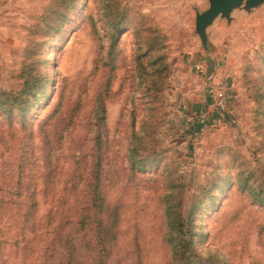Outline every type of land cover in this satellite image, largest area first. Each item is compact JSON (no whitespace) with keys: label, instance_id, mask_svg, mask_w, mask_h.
<instances>
[{"label":"rangeland","instance_id":"obj_1","mask_svg":"<svg viewBox=\"0 0 264 264\" xmlns=\"http://www.w3.org/2000/svg\"><path fill=\"white\" fill-rule=\"evenodd\" d=\"M48 1L0 0L4 88L20 86L27 28ZM117 1L124 9L120 30L111 31L108 0H86L49 46L47 95L27 114L0 110V264H63L60 236L86 213L87 230L76 228L93 249L81 264H175L166 197L176 186L204 256L219 264H264V205L239 175L251 174V184L264 181V117L257 118L249 89L251 79L264 74V2L236 9L230 20L217 17L205 44L196 14L209 0ZM150 27L173 67L164 97L153 105L136 72ZM200 58L235 81L229 102L235 121L220 119L209 83L194 66ZM134 130L144 137L140 153L157 157L134 162ZM101 152V191L108 208L116 204L110 224L100 223L91 208L83 211ZM221 173L229 183L211 198L204 190ZM99 234L105 245L96 244Z\"/></svg>","mask_w":264,"mask_h":264},{"label":"trees","instance_id":"obj_2","mask_svg":"<svg viewBox=\"0 0 264 264\" xmlns=\"http://www.w3.org/2000/svg\"><path fill=\"white\" fill-rule=\"evenodd\" d=\"M86 0H49L45 4L43 9L36 13V19L27 28L26 44L22 51L21 66L19 69L18 77L20 78V86L17 88L7 89L0 85V110L7 114L13 113L15 110L22 114L29 113L35 106H37L42 99L47 95L48 85L51 80V74L49 66L52 63L51 57L48 55V49L52 44L56 36L61 33L70 19V17L79 9L81 4ZM110 2V3H109ZM107 13L110 14V27L112 30H120L121 19L123 16L124 9L117 0H108L105 3ZM151 33L146 38L147 48L137 55L136 60V72L140 77L141 82L144 83V92L149 97V101L153 105L156 101H160L164 97V90L170 75L172 74L173 67L168 60V52L165 48V43L162 42L160 34L156 33L155 28H148ZM140 32L138 36H141ZM249 89L251 90V96L256 101V108L254 112L257 118L260 116L264 117V74L254 77L249 83ZM101 119L106 118V107L104 102L99 101ZM163 123L165 119L162 120ZM104 130H106V124H102ZM158 126V123L155 125ZM103 131V129H102ZM134 144L131 148V155L134 160L145 163L144 159H151L154 156L153 153L144 152L140 153L139 145L144 144V137L139 136L137 131H133ZM136 137H140L141 143H137ZM98 149L101 148L103 141L98 138ZM141 145V146H142ZM103 147V146H102ZM103 149V148H102ZM96 165L93 166L96 180L92 185L91 189L87 190L90 193L89 201L90 205L85 206L84 210L91 208L95 213H99L100 223L108 222L111 220V209H116V204H112L111 208H108L109 202L107 201L106 195L101 191V174L103 173L102 167L105 166L104 159L102 158V152L97 156ZM240 181L244 183V186L253 195L257 202L264 205V181L259 183L251 184V174L239 173ZM245 175V176H242ZM230 176L220 174L212 179V183L205 188L206 195L214 198L217 192H221L225 185H228ZM88 184V188L90 186ZM101 199L100 204L94 206V201ZM166 213L172 223V234L169 239L173 245V257L175 264H219L216 261L211 260V256H204L197 248L195 244V229L196 224L194 217L190 214L186 215L183 211V192L181 186L179 188L174 187L173 190L168 192L166 197ZM108 204V205H106ZM33 208L29 209L31 213ZM108 214L110 219L104 221L101 217ZM96 216V215H95ZM91 217V216H90ZM89 215L86 213L82 215V219L79 221H71L62 235L60 241L64 250L63 264H81V260L84 257V253L93 249L91 243L83 244V240L86 239V235L83 234V238L78 231V223L82 230H87V219ZM104 225V227L110 225ZM98 228L101 225L96 224ZM102 230V229H101ZM87 233V232H85ZM104 237L99 234L97 243L105 245L103 241ZM94 246V245H93ZM89 247V248H87ZM95 261L100 263L102 260V254L100 251L94 256Z\"/></svg>","mask_w":264,"mask_h":264},{"label":"water","instance_id":"obj_3","mask_svg":"<svg viewBox=\"0 0 264 264\" xmlns=\"http://www.w3.org/2000/svg\"><path fill=\"white\" fill-rule=\"evenodd\" d=\"M264 0H209V6L196 14V29L206 44L208 39L207 27L219 17L232 18V13L236 9L252 10L262 4Z\"/></svg>","mask_w":264,"mask_h":264},{"label":"built area","instance_id":"obj_4","mask_svg":"<svg viewBox=\"0 0 264 264\" xmlns=\"http://www.w3.org/2000/svg\"><path fill=\"white\" fill-rule=\"evenodd\" d=\"M194 66L202 75L206 76V80L209 83L210 90L215 99V105L219 112L220 119H232L229 112V102L233 96L230 83L227 79L218 77L217 73L212 70L204 59H198L195 61Z\"/></svg>","mask_w":264,"mask_h":264},{"label":"crops","instance_id":"obj_5","mask_svg":"<svg viewBox=\"0 0 264 264\" xmlns=\"http://www.w3.org/2000/svg\"><path fill=\"white\" fill-rule=\"evenodd\" d=\"M209 67H210V65H209ZM220 70H218V72H217V75H218V77H221L220 76V72H219ZM199 73V72H198ZM200 74V73H199ZM202 75V74H201ZM203 77H205L206 78V76L205 75H202ZM228 81H229V83H230V87H234L235 86V81L233 80V79H231V78H228ZM210 89V88H209ZM232 89V88H231ZM211 96V95H210ZM213 100L212 99H209V98H207V100H206V106H212L213 105ZM201 106H199V104L197 105V108H195L196 110L198 109L199 110V108H200ZM237 112H238V110H236ZM216 113L217 112H213V116H215L216 115ZM218 115V114H217ZM202 125H204V124H196V126H199V127H201Z\"/></svg>","mask_w":264,"mask_h":264}]
</instances>
